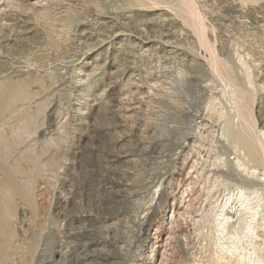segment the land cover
<instances>
[{
    "label": "rangeland",
    "instance_id": "obj_1",
    "mask_svg": "<svg viewBox=\"0 0 264 264\" xmlns=\"http://www.w3.org/2000/svg\"><path fill=\"white\" fill-rule=\"evenodd\" d=\"M0 264H264V0H0Z\"/></svg>",
    "mask_w": 264,
    "mask_h": 264
}]
</instances>
